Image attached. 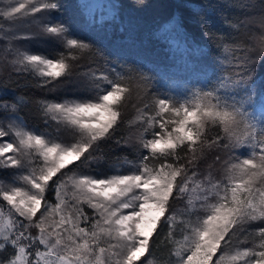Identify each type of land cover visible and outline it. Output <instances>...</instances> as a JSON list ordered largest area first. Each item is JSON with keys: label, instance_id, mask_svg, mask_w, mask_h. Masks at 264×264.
<instances>
[{"label": "snow or ice", "instance_id": "6c2138e0", "mask_svg": "<svg viewBox=\"0 0 264 264\" xmlns=\"http://www.w3.org/2000/svg\"><path fill=\"white\" fill-rule=\"evenodd\" d=\"M61 8L59 0H0V70L8 71L0 92L8 81L49 93L65 85L87 92L33 98L42 127L19 114L24 97L0 104V174L9 177L0 180V253L6 254L0 264H154L153 252L164 242L172 245L170 264H264V115L250 110L248 91V53L255 50L264 61V38L232 45L240 53L232 57L236 78L221 74L178 103L155 98L147 115L127 121L125 135L123 109L132 94L125 81L135 71L151 91L153 77L106 61L109 72L85 80L73 50L91 45L69 38V28L51 16ZM38 36L62 50L43 55L19 43ZM228 47L223 44L225 52ZM110 142L132 149L137 159L123 157L112 174H97L93 166L105 160ZM207 151L214 153L208 168L219 164L220 178L199 171ZM123 165L132 170L121 171ZM185 200L178 220L174 205ZM250 235L258 243L241 247Z\"/></svg>", "mask_w": 264, "mask_h": 264}, {"label": "trees", "instance_id": "16d2710c", "mask_svg": "<svg viewBox=\"0 0 264 264\" xmlns=\"http://www.w3.org/2000/svg\"><path fill=\"white\" fill-rule=\"evenodd\" d=\"M62 8L53 12L52 17L62 21L69 28V38L80 39L91 45L89 49L73 50L77 56L76 71L85 80L91 79V73L109 72L106 61L124 64L122 72L129 68H139L153 77L151 91L133 71L125 83L132 89L126 107L123 109L125 125L123 133L127 135L130 129L128 120H135L141 111L147 115L155 98L168 96L174 102H181L189 95L190 90L215 84L221 74L233 78L235 68L232 57L240 53L233 48L234 43L247 41L248 46H254L264 33L261 26L264 14V0H59ZM90 4V7H83ZM92 17L97 23H91ZM243 21V23H240ZM5 24L7 22H4ZM238 24V28L231 27ZM31 30L39 32V27L31 25ZM207 33V34H206ZM32 53L55 55L62 49L53 39L37 37L28 41H20ZM229 45L225 52L223 44ZM220 44L221 47H217ZM2 46V42H0ZM98 49L100 51H98ZM101 53H103V58ZM250 87L253 94V105L250 108L254 115L262 114L261 101L264 100V61L253 52ZM225 63L222 65L220 61ZM114 75V74H112ZM8 71L0 70V83L7 81ZM16 79L15 75L12 80ZM9 87L0 92V104L18 102L24 97L28 103L19 104L18 111L31 126H43L41 118L36 114L31 104L33 98H74L86 96L87 92L77 85H65L56 93L34 87H16L8 81ZM240 95H244L243 92ZM148 104L150 107L145 108ZM5 112L0 109V117ZM136 128L142 127L136 124ZM105 160L100 165L93 166L97 174H112L114 164L123 157L136 161L137 153L127 147H119L110 142L105 145ZM244 149L242 155H247ZM223 155V154H222ZM119 158V159H118ZM214 153L207 151L206 159L201 163L199 171L206 175L211 171L214 178L222 176L219 164L211 169ZM130 165H123L121 171H131ZM0 180L7 182L9 177L0 174ZM185 201H177L174 209L178 220L183 218ZM91 213V209H86ZM261 225L253 223L251 228ZM161 233L160 239L163 240ZM181 238L179 225L176 239ZM249 244L258 240L248 237ZM235 243V241H234ZM172 245L160 243L153 252L154 264H170L175 258L171 256ZM6 254L0 253V256Z\"/></svg>", "mask_w": 264, "mask_h": 264}, {"label": "rangeland", "instance_id": "374dc122", "mask_svg": "<svg viewBox=\"0 0 264 264\" xmlns=\"http://www.w3.org/2000/svg\"><path fill=\"white\" fill-rule=\"evenodd\" d=\"M262 114L264 115V112H262Z\"/></svg>", "mask_w": 264, "mask_h": 264}]
</instances>
